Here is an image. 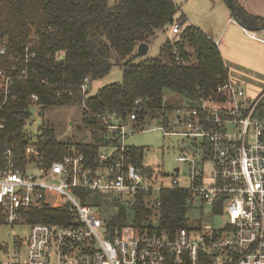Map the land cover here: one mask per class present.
I'll list each match as a JSON object with an SVG mask.
<instances>
[{"label": "built area", "instance_id": "1", "mask_svg": "<svg viewBox=\"0 0 264 264\" xmlns=\"http://www.w3.org/2000/svg\"><path fill=\"white\" fill-rule=\"evenodd\" d=\"M182 30L175 21L170 34ZM248 34L257 39L255 31ZM8 50V39L0 36V132L6 129V109L19 100L18 85L37 75L32 46L14 64L5 62ZM174 54L181 62L176 49ZM88 87L86 80L83 92ZM32 102L38 105L39 97L33 95ZM182 117L187 132L181 135L198 140L201 154L199 160L179 158L190 167L186 187L176 179L161 183L149 166L133 164L126 144L129 124L107 126L118 145L102 149L92 163L72 151L45 168L32 160L39 152L30 144L27 162L19 165L13 148H7L0 165V224L30 226L23 264H264V92L249 99L228 78L198 106L182 109ZM207 159L213 163V180L205 185L199 164ZM174 188L184 189L196 208L208 206L213 216L226 218L223 227L200 223L170 238L147 228L111 226L87 203V194H113L120 211L134 205L139 193L159 204V194ZM43 208L67 210L61 216L65 222H36V211Z\"/></svg>", "mask_w": 264, "mask_h": 264}, {"label": "trees", "instance_id": "2", "mask_svg": "<svg viewBox=\"0 0 264 264\" xmlns=\"http://www.w3.org/2000/svg\"><path fill=\"white\" fill-rule=\"evenodd\" d=\"M225 1L231 7L229 0ZM232 2L233 18L240 25L248 31L264 29V18L249 14L236 0ZM179 11L175 0H115L112 5L110 0H0V36L9 44L5 62L14 64L28 46L37 54L36 78L18 85L19 100L6 109V129L0 132V165L7 148H13L19 165H24L30 144L39 152L32 160L45 168L73 150L92 163L102 149L118 145L108 125L129 124L143 131L151 118L166 126L168 112L181 107L169 105L167 92L196 106L208 98L211 90L228 79V70L217 43L189 24L183 14L177 18ZM171 19L181 23L182 32L175 40L168 37L158 56L136 62L139 45H149L158 31L170 32ZM175 49L181 62L176 60ZM115 65L123 71L122 82L107 85L94 96L83 92L86 80L90 84L104 78ZM33 95L39 97L42 109L82 106L84 125L97 132L95 140L74 149L59 141L50 126L33 140L25 130L35 106ZM132 115L136 120H131ZM128 153L134 165L145 166L144 148L128 146ZM159 199L157 204L149 194L139 193L134 205L122 206L109 219L111 226L131 225L175 238L181 229L201 223L203 214L201 219L191 218L196 207L184 189L163 190ZM36 212V222L59 224L65 222L61 216L68 211L43 208Z\"/></svg>", "mask_w": 264, "mask_h": 264}, {"label": "rangeland", "instance_id": "3", "mask_svg": "<svg viewBox=\"0 0 264 264\" xmlns=\"http://www.w3.org/2000/svg\"><path fill=\"white\" fill-rule=\"evenodd\" d=\"M114 1L110 0V4H114ZM207 1V7L210 6L212 9V3L209 0ZM176 2L182 9L192 12L199 11L200 6L204 3L202 0H176ZM203 11H205V8H203ZM180 13L181 11H179L177 18ZM204 27V25L199 26L201 30H204ZM168 37L176 39L170 32L158 31L156 37L149 45L148 54L143 57L136 56V62L158 56L162 45ZM122 81L123 71L119 66L115 65L107 76L94 80L89 84L87 89L88 96H94L103 87ZM174 97L177 99H173ZM178 98L179 96L176 93L167 92L165 100H169V105L181 107L179 111L168 112V123L166 126L151 118H147L143 131H136L132 126H129L128 132L130 136L127 138L126 144L145 149L143 163L155 171L159 182L170 185L176 179L180 187H186L189 185L188 174L190 173V167L187 164L180 163L179 158L183 155L188 157L195 155V159L199 160L201 154L199 153L198 140L181 135V133L187 132L182 117V109H186L191 105L188 100L178 101ZM42 108L41 105L34 106L31 118L25 129L33 140L39 136L45 126L52 127L57 139L71 144L73 148L77 144L92 143L95 140L97 132L84 125V109L82 106L74 104L64 107ZM161 126H165V129H159ZM165 131L176 133L177 135H167ZM99 133L101 134V132ZM199 168H203L204 183L208 185L213 180L212 161L210 159L205 160L203 165L199 164ZM176 169H180V173ZM87 198V203L96 208L98 212H101L104 219H110L113 215L119 213V205L114 201L113 194L90 193L87 194ZM200 213L203 214L202 219L200 218ZM190 216L193 219L200 218L202 224L212 225L215 229L223 227L226 221L224 217L213 216L208 206H197V208L191 210ZM29 233V225L11 226L0 224V264H23L27 255ZM16 259L19 263H17Z\"/></svg>", "mask_w": 264, "mask_h": 264}, {"label": "crops", "instance_id": "4", "mask_svg": "<svg viewBox=\"0 0 264 264\" xmlns=\"http://www.w3.org/2000/svg\"><path fill=\"white\" fill-rule=\"evenodd\" d=\"M202 1L203 7L200 6L199 11L192 12L182 9L175 0L188 23L197 27L204 25L203 31L217 43L228 70V78L245 90L247 98L259 97L264 92L263 31H256L257 39H253L247 29L233 18L232 9L225 0H209L212 9L207 7V0ZM236 1L249 14L264 18V0Z\"/></svg>", "mask_w": 264, "mask_h": 264}, {"label": "water", "instance_id": "5", "mask_svg": "<svg viewBox=\"0 0 264 264\" xmlns=\"http://www.w3.org/2000/svg\"><path fill=\"white\" fill-rule=\"evenodd\" d=\"M229 2L231 4V8H233L232 0H229ZM170 23L173 24V19H171ZM260 31H263V34H264V29L263 28ZM148 51H149V45L148 44L143 43V44L139 45V47H138V55L140 57L146 56L148 54ZM176 171H178V169H176Z\"/></svg>", "mask_w": 264, "mask_h": 264}]
</instances>
